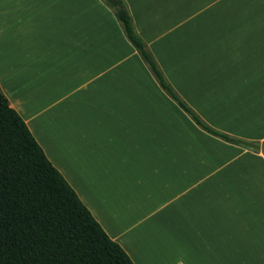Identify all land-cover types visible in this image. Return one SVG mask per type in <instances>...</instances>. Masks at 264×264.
<instances>
[{
    "label": "crops",
    "instance_id": "obj_1",
    "mask_svg": "<svg viewBox=\"0 0 264 264\" xmlns=\"http://www.w3.org/2000/svg\"><path fill=\"white\" fill-rule=\"evenodd\" d=\"M0 0V88L134 264H264V0Z\"/></svg>",
    "mask_w": 264,
    "mask_h": 264
},
{
    "label": "trees",
    "instance_id": "obj_2",
    "mask_svg": "<svg viewBox=\"0 0 264 264\" xmlns=\"http://www.w3.org/2000/svg\"><path fill=\"white\" fill-rule=\"evenodd\" d=\"M160 87L204 131L232 144L204 121L168 81L135 29L125 0H102ZM0 264H134L111 239L76 191L47 158L26 122L0 88Z\"/></svg>",
    "mask_w": 264,
    "mask_h": 264
},
{
    "label": "water",
    "instance_id": "obj_3",
    "mask_svg": "<svg viewBox=\"0 0 264 264\" xmlns=\"http://www.w3.org/2000/svg\"><path fill=\"white\" fill-rule=\"evenodd\" d=\"M263 148H264V146H263Z\"/></svg>",
    "mask_w": 264,
    "mask_h": 264
}]
</instances>
